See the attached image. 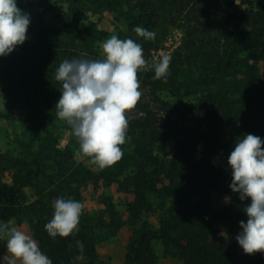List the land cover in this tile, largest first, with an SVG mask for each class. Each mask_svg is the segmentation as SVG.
I'll return each mask as SVG.
<instances>
[{
  "label": "trees",
  "instance_id": "16d2710c",
  "mask_svg": "<svg viewBox=\"0 0 264 264\" xmlns=\"http://www.w3.org/2000/svg\"><path fill=\"white\" fill-rule=\"evenodd\" d=\"M100 1L106 8L127 5L132 14L126 26L135 35L136 26L153 32L160 23L156 0ZM169 2L181 17L183 40L171 55L166 78L153 79L152 70L139 73L144 94L130 114L134 118L119 162L104 170L90 163L70 168L74 161L68 147L58 149L40 135L29 140L39 142L29 145L37 150L30 162L0 156V222L29 219L31 235L52 264H94L98 230H116L122 223L113 208L97 219L80 218L74 235L52 239L44 225L53 216V202L59 197L77 200L85 186L109 188L120 176L125 192L120 216L135 227L124 264H157L155 242L180 264H264V253L245 254L236 240L250 198L241 201L232 192V178L218 171L208 155L196 156L208 133L224 127L237 137L253 134L264 141V79L242 85L256 73L253 63H264V0ZM70 24L73 44L88 46L96 40L92 28L84 32L77 30L76 21ZM139 41L145 59L158 48L157 40ZM39 53L0 57V89L29 104L43 99L48 108L61 93L54 76L60 53ZM141 111L145 117L138 116ZM37 130L35 126L33 132ZM7 174L9 181L4 180ZM29 188L36 191L30 203L25 196ZM217 196L227 204L215 206ZM155 200L163 211L153 224L142 217L152 213ZM77 241L83 243V253Z\"/></svg>",
  "mask_w": 264,
  "mask_h": 264
},
{
  "label": "clouds",
  "instance_id": "9594fccd",
  "mask_svg": "<svg viewBox=\"0 0 264 264\" xmlns=\"http://www.w3.org/2000/svg\"><path fill=\"white\" fill-rule=\"evenodd\" d=\"M31 17L17 6V0H0V57L12 53L27 39ZM133 31L145 40H154L155 33L141 26ZM102 59H65L55 70V80L61 83V96L55 105L56 116L71 129L78 149L77 158L100 170L114 166L123 157L122 145L127 142L130 115L137 107L142 92L140 71H154L153 79L166 78L171 56L163 54L145 59L141 44L131 38L111 35L102 43ZM145 117L146 113L138 112ZM264 141L259 136L245 134L236 140L227 163L232 169L233 193L241 201L251 200L243 210L247 221H240L236 236L245 254L264 253ZM53 216L44 225L47 234L67 238L78 231L83 204L63 197L53 202ZM0 240H5L6 252L0 264H52L41 251L39 243L24 230L0 222ZM78 249L84 245L77 241Z\"/></svg>",
  "mask_w": 264,
  "mask_h": 264
},
{
  "label": "rangeland",
  "instance_id": "374dc122",
  "mask_svg": "<svg viewBox=\"0 0 264 264\" xmlns=\"http://www.w3.org/2000/svg\"><path fill=\"white\" fill-rule=\"evenodd\" d=\"M100 0H17V6L31 17L27 30V39L22 45L16 46L10 53L17 57H26L29 54L39 53L42 49L46 52L60 53L57 59H102V43L117 35L120 39L131 38L139 43V37L127 29V22L132 14L127 5L123 2L121 6L106 8L100 6ZM158 12L161 14L160 23L153 31L154 43L157 49H152L147 55V61L151 64L153 58H158L163 54L172 55L179 48L183 40L181 17L176 13V7L170 5L169 0H156ZM173 4V3H171ZM74 20L78 24L77 30L92 28L95 41L84 46L83 43H74L73 37L68 33V28ZM74 24V23H72ZM71 25V26H70ZM96 32L98 33L96 35ZM151 41V40H150ZM81 44V45H80ZM93 44V47H91ZM97 53L91 55V53ZM92 53V54H93ZM253 67L256 73L247 77L242 85L252 86L260 79H264V63L254 62ZM141 72V71H140ZM139 72V73H140ZM138 79L141 83V77ZM142 94L144 91L140 88ZM60 95L54 102L45 108L43 99L33 98L32 103H26L11 97L6 89H0V156L6 158L18 156L22 160L31 161L37 157V150L29 147L36 146L39 142L29 143L33 137L47 136L50 143L58 149L63 150L68 147L72 153L74 164H87L88 158H77L74 151L78 149L76 139L72 136L70 127L56 116L55 105ZM32 99V98H31ZM41 104L34 108L33 104ZM40 124V126H39ZM38 127L37 132H33L34 127ZM32 134L29 137V134ZM236 134L229 127L209 132L207 142L199 144L196 149V156L208 155L213 166L220 172L232 178V169L227 163L230 153L234 150L237 140ZM49 155V154H47ZM69 166V165H68ZM124 176L116 178V182L109 188L85 186L81 191L77 201L84 206L81 219H97L105 212H117L116 220L119 218L122 223L118 229L102 228L97 232L96 259L94 264H124L125 254L135 227L127 223L126 217L120 216L124 211L125 192L123 183ZM4 180H10V175H6ZM76 184H73L75 186ZM79 184H77L78 186ZM25 196L28 203L36 198L34 189H26ZM72 198V197H70ZM157 201L153 202V211L150 215H143L142 220H148L155 224L162 213V209L157 206ZM225 197H215V206L227 204ZM169 205V204H168ZM107 218V217H106ZM29 219H23L20 223L13 219L9 224L16 226L31 235ZM5 240H0V255L6 252ZM157 264H180L164 253L163 246L159 242L153 243Z\"/></svg>",
  "mask_w": 264,
  "mask_h": 264
}]
</instances>
